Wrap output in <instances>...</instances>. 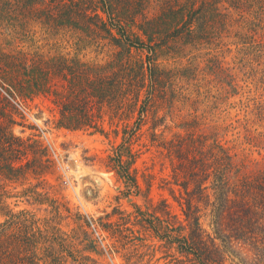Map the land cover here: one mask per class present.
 Instances as JSON below:
<instances>
[{
    "label": "rangeland",
    "instance_id": "374dc122",
    "mask_svg": "<svg viewBox=\"0 0 264 264\" xmlns=\"http://www.w3.org/2000/svg\"><path fill=\"white\" fill-rule=\"evenodd\" d=\"M150 3L157 11V0ZM149 9L145 12L148 18L156 13ZM248 10L251 8L227 11L234 27L209 43L198 42L183 52L178 46L176 55L160 59L167 77L160 89L162 94L156 105L148 109L150 120L127 143L134 155L130 172L138 184V189L129 193L124 180L112 169L110 158L124 154L127 146L123 144V128L118 127L117 118L111 127L106 104L101 105L102 120H98L105 135L94 130L56 128L59 107L55 102L64 98L61 94L67 83L53 68L55 59L75 58L88 66H105L113 62L118 49L104 40L101 32L82 31L46 19L57 14L46 8H41L39 20L26 16L0 19L2 120L6 124L12 122L15 137L39 145L36 148L42 151L46 148L48 162L37 176L30 168L25 180L0 181V191L9 192L0 203V225L8 222L9 244L15 254L11 264L17 263L19 245L26 250L40 248L44 264H186L175 247L161 239L173 234L174 225L186 224L180 205L182 189L175 184L166 142L175 134L185 136L187 130H192V134L210 136L211 144H221L238 164L245 163L243 174L258 172L264 165V116H259L264 109V55L255 58L254 50L242 44L249 41L245 36L253 37V33L242 28L244 21H255V15ZM256 23L262 26L264 16ZM259 32L258 38L264 40V33ZM145 55L133 50L139 60H144ZM21 64H26L28 70L43 66L40 70L47 72L46 93L31 97L28 91L16 89L13 82L23 76L13 68L20 69ZM113 68H108V72ZM2 90L22 103L27 114ZM137 110L138 107L135 118ZM92 111L97 112L96 102ZM135 120L131 119L128 125ZM154 120L158 137L153 133ZM27 156L28 151L20 165L28 161ZM210 220L208 210L202 222L214 237ZM23 231L36 236L19 242ZM253 236L254 242L223 246L226 264H264V227L255 229Z\"/></svg>",
    "mask_w": 264,
    "mask_h": 264
},
{
    "label": "trees",
    "instance_id": "16d2710c",
    "mask_svg": "<svg viewBox=\"0 0 264 264\" xmlns=\"http://www.w3.org/2000/svg\"><path fill=\"white\" fill-rule=\"evenodd\" d=\"M150 2L151 0H143L142 3L130 0H0V19L13 20L14 17L26 16L39 20V15L43 12L41 8H46L57 13L46 16V19L55 22L58 20L62 25L82 31L86 29L101 32L103 39L118 49L113 62L105 66H88L75 58L55 59L53 68L67 83L64 94L60 93L64 98L55 102L59 107L56 128L69 131L94 130L105 135L98 120H102L101 105L106 104L110 111L111 127L117 118V124H120L118 127L123 128L126 152H120L110 158V161L113 163L112 169L124 180L127 193L138 189L137 178L130 172L134 155L127 143H131L145 122L150 120L148 109L152 104L156 105V100L162 94L160 89L167 77L160 67V59L176 55L178 46L183 52L184 48L198 42L209 43L219 33L234 27L233 21L228 18L229 10L241 12L247 7L255 15V21H244L245 26L242 25V28L253 33V37L245 36L249 41L242 44L254 50L252 53L255 58L264 55V40L260 39L261 36L258 38L259 30L264 33V23L262 26L256 23L261 15L264 16V0H157V11L156 6H152ZM142 7L146 8L141 11ZM146 9L156 13L150 18L145 17ZM133 50L145 53V59L135 58ZM113 66V70L108 72V68ZM40 67L43 68L40 64L39 67L33 66L32 70H28L26 64H21L20 69L13 68L24 77L13 82L16 89L28 91V96L31 97L46 93L47 72L41 71ZM37 72V75L34 74ZM93 101L96 102L97 112L92 111ZM137 107L138 116L135 118L133 115ZM259 116H264V109L259 112ZM2 117L4 118V114L0 112V181L25 180L26 171L30 168L33 175L37 176L48 163L45 161L46 148L42 151L36 148L39 145H30L15 137L11 131L12 122L6 124ZM131 119L136 120L134 125L129 126L127 122ZM162 119L160 118V124ZM154 121L153 133L154 137H158L155 130L158 124ZM119 135L117 130V136ZM210 138L187 130L185 136L175 134L164 145L172 162L173 175L177 180L175 184L182 189L180 205L186 224L174 225L171 236L159 238L171 243L186 264H226L223 246L228 243L240 245L254 242L256 238L253 231L264 227L261 225L264 218V165L258 172L243 174L242 167L246 164H238L234 155L218 142L211 144ZM27 151L28 161L20 165ZM5 193L9 192L0 191V203ZM208 210L214 237L205 230L202 222L207 218ZM7 226L8 222L0 225V264H11L14 254L10 248ZM21 235L19 242L23 243L36 236L25 231ZM41 251L40 248L26 250L19 245L15 264H44L40 258ZM81 257L87 261L86 257Z\"/></svg>",
    "mask_w": 264,
    "mask_h": 264
},
{
    "label": "built area",
    "instance_id": "2783aa9c",
    "mask_svg": "<svg viewBox=\"0 0 264 264\" xmlns=\"http://www.w3.org/2000/svg\"><path fill=\"white\" fill-rule=\"evenodd\" d=\"M2 92L7 96V98H8L12 103H14V105H15L20 111L24 112L25 115L27 114V112H26V110H25V107L22 105V103H20V102L16 101L15 99H13L11 96L8 95V93L4 92L3 90H2ZM94 229H95V228H94ZM97 235H98V234H97Z\"/></svg>",
    "mask_w": 264,
    "mask_h": 264
}]
</instances>
